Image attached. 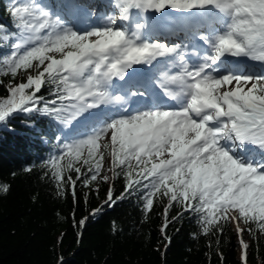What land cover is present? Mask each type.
Returning a JSON list of instances; mask_svg holds the SVG:
<instances>
[{"label": "snow or ice", "instance_id": "snow-or-ice-1", "mask_svg": "<svg viewBox=\"0 0 264 264\" xmlns=\"http://www.w3.org/2000/svg\"><path fill=\"white\" fill-rule=\"evenodd\" d=\"M106 7L81 28L93 15L81 0H10L12 24L0 23V127L39 115L57 132L54 151L23 171L42 169L58 198L74 203L107 185L90 217L128 200L145 217L163 205L169 244V225L185 214L205 236L231 225L248 264L245 236H264V0ZM245 61L261 70L245 71ZM9 190L0 182V194Z\"/></svg>", "mask_w": 264, "mask_h": 264}, {"label": "trees", "instance_id": "trees-1", "mask_svg": "<svg viewBox=\"0 0 264 264\" xmlns=\"http://www.w3.org/2000/svg\"><path fill=\"white\" fill-rule=\"evenodd\" d=\"M9 7L10 0H0V23L8 26L12 24ZM5 94L0 86V96ZM56 134L49 120L39 115H19L7 129L0 127V182L10 185L7 194H0V264H58L60 257L63 264H241L238 238L231 225L218 237L205 236L185 214L183 222L169 225V244L160 231L163 205H155L145 217L140 203L128 200L105 206L90 217L103 204L104 184L99 185L98 196H89L87 204L82 197L75 203L70 195L58 198L42 169L23 171L54 151ZM121 187L122 182L117 181V191ZM84 217H89L86 225L77 226L76 221ZM245 240L250 244L248 264H264V236L253 241L246 235Z\"/></svg>", "mask_w": 264, "mask_h": 264}, {"label": "rangeland", "instance_id": "rangeland-1", "mask_svg": "<svg viewBox=\"0 0 264 264\" xmlns=\"http://www.w3.org/2000/svg\"><path fill=\"white\" fill-rule=\"evenodd\" d=\"M91 10H92V9L90 8V9H89V12H91V13L93 14V15H91V17L97 15L96 12L91 11ZM91 17H90V18H91ZM86 21H87V20H86ZM87 25H88V22L84 23V24H83L84 28H86ZM258 66H259V65H258ZM239 251H240V250H239ZM239 254H240V257H241V252H240Z\"/></svg>", "mask_w": 264, "mask_h": 264}]
</instances>
